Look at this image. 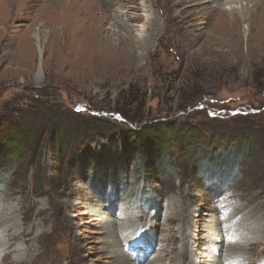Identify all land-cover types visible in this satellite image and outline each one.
<instances>
[{"label":"rangeland","instance_id":"1","mask_svg":"<svg viewBox=\"0 0 264 264\" xmlns=\"http://www.w3.org/2000/svg\"><path fill=\"white\" fill-rule=\"evenodd\" d=\"M103 1L111 2L95 0L97 13L105 9ZM168 2L157 0L155 5L163 23ZM17 4L13 23L21 32L14 35L18 41L22 36L30 41L28 34L33 40L31 31H23L31 21L21 16L38 7L30 0ZM217 4L200 0L183 9L177 20L170 21L168 41L162 48L153 44L149 54L131 34L117 32L112 19L120 10L133 33L146 35L152 17L147 0H118L106 10V27H114L105 49L89 50L80 43L68 47L78 37L73 18L72 34L60 33L59 44L43 50L39 76L37 48L29 52L28 60L22 59L20 48H3L9 37L0 40V140L9 131L11 138L20 134L17 130L28 135L25 148L14 149L17 143L11 141L0 150V206L5 210L17 206L22 189L44 213L42 221H35L36 209H26V226L35 225L29 238L42 229L46 232L40 243L33 239L42 254L28 248L30 256L36 255L28 264H136L137 257L148 264L159 248L175 257L210 252L223 256L211 228L198 241L186 240L196 228L195 220L209 226L264 224V48L246 45L253 4L240 11L241 48L228 45L224 36L212 53L206 34L190 44L195 35L211 28L201 11L216 16ZM43 30V37L56 38L49 36V28ZM162 121L189 131L185 141L178 138L174 147L163 151L154 146L152 136ZM145 126L151 127L143 144L147 166L155 168L159 155L166 156V165L159 160L163 166L159 164L154 173L137 170L141 156L127 143ZM60 134L68 145L60 144ZM62 146H67L64 152ZM168 215L173 218L174 239L154 245L148 237L158 243L164 240ZM123 225L128 235L116 242L124 246L117 257L107 241L122 236ZM132 225L135 234L129 236ZM262 241L251 250L254 260L264 257V236ZM25 245L21 241L13 245L8 260L20 257ZM239 264H248V259Z\"/></svg>","mask_w":264,"mask_h":264},{"label":"bare ground","instance_id":"2","mask_svg":"<svg viewBox=\"0 0 264 264\" xmlns=\"http://www.w3.org/2000/svg\"><path fill=\"white\" fill-rule=\"evenodd\" d=\"M20 1L21 0H0V40L9 37L10 40L6 44H4L3 48H20L24 51L22 59L28 60L29 52H31L34 48H37L40 53L38 70L39 76L42 74L41 66L42 60H44V57L42 55L43 50L45 48L55 47L56 45H58L60 33L66 36H70L72 34L70 33L71 28H75L73 27L74 24H72L73 18H75V20L78 22V37L76 38V40L69 41L66 44L68 47H74V45L76 46L78 43H80V47H86L87 49L89 48V50H94L96 48L105 49L109 39L108 33L110 29L113 30L114 27L113 25H111V27H106V22L109 17V14L106 10L116 4L118 0H111L110 3L103 1V7L105 9H102L101 13H97V10L100 9L97 8L95 0H71L69 4H67L65 0H30L32 5L34 6L35 4V7L37 6L38 8L31 11L26 10V12L21 16V18L31 21L30 24L26 25L23 30L24 32L28 33H30V31L32 32L33 40L31 39V37H29L28 34V38L30 39V41H24L27 36H25L24 38L22 36L20 38V41H18V33H20L21 30H17V25L13 23V18L17 15L16 12L18 11L17 2L19 3ZM244 1H246V3H244ZM147 2L149 3L148 7L152 11V17L147 23L148 33L144 36L140 35L141 33H133L130 24L122 19V11L115 9L116 11H114L112 19L116 24L115 30L117 32H125L127 34H131L135 39H137L139 46L144 49L147 54H149L152 50L153 44L155 48H162L165 42L168 41L169 35H167V31L169 28H171L170 21L177 20L183 14V9L194 7L196 4H199L200 0H169L171 5L163 7V13L166 14L165 20H167V22L164 23L161 22L158 11L155 9V5L158 4L157 0H147ZM217 2L218 4L216 8V16L215 14H206L207 11L204 9L201 11V16H205V18L207 19V23L211 25V28L208 31H201V33L195 35L189 43L192 45L196 44L206 34L208 35L206 47L212 53L215 52L214 45L219 44L221 46V40H223L224 36H226L227 41L229 42L228 45L235 46L236 48H241V44L244 39L243 32L241 30L243 17L240 15V11H245V9H248L249 4H253V9H248L250 12V26L249 34L246 37V45L252 49H263L264 0H217ZM181 7L182 9H180ZM68 8L69 11L66 12ZM176 8H179L180 10L178 9L177 11H175ZM135 18L139 17L135 16ZM36 23H39L40 25H37L33 29V26ZM109 23L111 24V22ZM45 28H49V36L55 34L56 38L43 37L42 31L45 32V30H43ZM115 33H113V35ZM157 51L158 50L156 49L154 50V55H156ZM16 190L12 191L13 195L16 194ZM20 192L22 193V195L17 206H13L8 210H5L0 206V252L3 254V256H1L2 262H5V264H28L29 258L30 260H32V262L36 260V255L30 256L29 253L31 251L28 248L33 249L34 252L38 251L37 253H35L38 256L39 254H42V252L38 250V247H34L33 239L37 241V243H40V240L44 238L43 236L46 234V232L42 229L38 232L35 238H29L30 235L35 231V229L33 231L35 225L30 224L28 225L30 226L29 228L28 226H26V223L29 221L25 220L28 219L29 216H27L26 213L31 211L33 208L36 209V212L34 214L35 221H42L40 218L44 213L41 211V209L37 210L36 205L38 202H36V200L31 195L29 196L27 192H24V190L22 189L20 190ZM82 198H84V196H82ZM231 200L232 199L229 198L228 201L230 202ZM26 202H29V204H26ZM26 209H28L29 211ZM155 212H157V214H153V216L155 215V217H157L159 210H156ZM20 215H22V220L20 219ZM172 222L173 218L169 215L166 216L163 221V226H166L163 241H160L158 243L154 238L148 237V239L151 240L154 245H156V243L158 244V246L162 243L163 245L165 243L168 244L171 240L174 239V234L172 232ZM193 222V219L189 220V227H193ZM194 224L196 228L193 231H189V233L187 232L188 234L186 236V240L190 241L191 239H193L198 241L205 235L204 231L208 228H211L213 231H215V234H213L212 238H215L221 244V246H219L218 244V246H216V249L221 250V252L223 250L225 251V254H223V256H219L218 254H213L212 252H210L209 255H206L207 257L203 254H196L191 256H187L188 254H180L175 257L171 256V254H164L163 249L159 248L161 252L157 254L152 260H150L148 264H165V261L167 260H169V264H239L241 259H248V264H255L256 262H261L264 264V257H262V260H254L252 258L253 252L251 251L255 247L259 246V243L263 242L262 236H264V224H257L256 227L253 228L248 227L249 225H247L246 223L230 224L227 222H223L222 224L220 222V226H209L204 224L201 219L195 220ZM125 227V225L120 227L122 228L121 231L123 232L122 236L118 234L117 237H113L112 240L107 241L110 246L113 245V249L111 251L114 253V256L117 257H120L122 254L121 251L124 250L123 244L116 245V242L119 243L121 238L128 235L127 231L124 232ZM131 227L133 228V233H130L129 236L135 234L136 225H132ZM223 230L226 231V235L222 232ZM117 232L118 230L116 228L114 233ZM18 241H21V244L27 243L28 245H25L23 249L19 251L20 257L15 256L8 260V253L12 248L14 251L15 248L13 247V245H15ZM134 263L141 264L142 261L139 257H137L135 258Z\"/></svg>","mask_w":264,"mask_h":264},{"label":"trees","instance_id":"3","mask_svg":"<svg viewBox=\"0 0 264 264\" xmlns=\"http://www.w3.org/2000/svg\"><path fill=\"white\" fill-rule=\"evenodd\" d=\"M150 128H151L150 126H145L142 130L138 131L137 137H135V139H132V142H127V141L126 142L131 143L134 146V148L137 150L138 155L141 156V159L139 161V165L137 166V170H140V168H141V170H143L144 172H147V173L153 172L154 173V170L156 171V168L159 164H160V166H163L159 160H161L162 163H164V165H166L165 164L166 156H164V154H162V153L159 155L158 162H157V165L155 166V168L147 166L146 158L148 156L146 155V153H147L146 149H145L146 145H143V144L146 143V137L150 136L149 133H147L148 130H150ZM17 131L20 134L15 136L14 138L13 137L11 138V136H14V135H13L12 131H9L6 134V136L4 137L5 138L4 141L0 140V147H1L0 150L1 151L4 150L3 146L5 144H8V142H11V141L12 142L14 141L13 143H17V146H15L14 149L18 150L21 147L25 148V145L23 146V144H24L23 139H25L28 135L26 136L25 134H23L19 130H17ZM154 131L155 132L152 136V138H154L156 140L154 146H157L159 149H161V146H162V149H161L162 151L164 149H167V148L170 149V148L174 147L177 144L178 138L185 141L186 135H187L186 132H189V131H186L183 133L181 130H179L175 127V124L171 123L170 121L160 122L158 128ZM123 137L127 138L128 136H124V134H123ZM60 138L62 139L60 144L66 143L68 145V142L65 141V138L61 134H60ZM66 147L67 146H62L63 149L60 148V150L64 152ZM147 177H151L150 174H147Z\"/></svg>","mask_w":264,"mask_h":264}]
</instances>
